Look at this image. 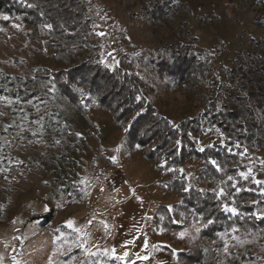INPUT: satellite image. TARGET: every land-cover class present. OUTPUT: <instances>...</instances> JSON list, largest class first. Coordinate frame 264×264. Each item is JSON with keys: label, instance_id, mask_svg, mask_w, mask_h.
<instances>
[{"label": "rangeland", "instance_id": "1", "mask_svg": "<svg viewBox=\"0 0 264 264\" xmlns=\"http://www.w3.org/2000/svg\"><path fill=\"white\" fill-rule=\"evenodd\" d=\"M85 1L105 66L132 59L154 88L151 99L175 124L200 117L199 150L235 140L234 126L220 125L222 117L205 112L213 111L208 101L212 83H227L236 61L253 80H264V0H168L184 9L163 21L143 16L148 0ZM4 16L0 75L9 80L0 79V264H15L13 257L19 264H91L112 249L117 256L128 252L122 264H178L151 234L157 208L179 201V193L165 186V171L143 149L126 148L106 109L91 108L85 117L57 90L48 78L55 66L44 28L20 16ZM176 42L182 53L205 63V78L181 83L158 73L159 62L172 61ZM198 93L205 99L198 100ZM258 94L264 97V81ZM224 103L218 101L217 112ZM250 109L257 118L254 137L235 141L245 156L244 172L264 181V104L250 103ZM200 166L189 158L182 172L190 179ZM68 220L83 230L95 255L75 246L77 234L66 226ZM201 245L199 264H264L263 231L222 232Z\"/></svg>", "mask_w": 264, "mask_h": 264}, {"label": "trees", "instance_id": "2", "mask_svg": "<svg viewBox=\"0 0 264 264\" xmlns=\"http://www.w3.org/2000/svg\"><path fill=\"white\" fill-rule=\"evenodd\" d=\"M29 4L32 7H28ZM147 4L142 7L143 16L160 21L165 16L176 18L179 10L184 9L183 4L168 0H148ZM188 11L193 14V9ZM89 12L85 0H0V14L20 16L48 33L55 66L48 72V78L57 90L85 117L91 108L106 109L124 136L126 148L129 151L143 149L146 157L160 171H165V186L179 193V201L171 207L157 208L152 220L153 238L164 244L161 247L178 264H199L204 257L201 242L206 237L231 232L233 228L238 229L235 231L238 234L264 232V181H257L252 175L247 179L240 175L247 166L242 148L236 145V141L248 142L254 137L257 118L250 103L263 106L264 97L258 92L264 80L260 76L253 80L251 71L236 61L234 68L228 70L227 83H212L208 101L215 112L212 115L213 111L207 110L205 114L213 118L219 115L222 117L220 125L230 124L238 133L236 141L227 138L199 150L196 141L203 132L200 117H186L175 124L151 99L154 88L136 69L132 59L122 58L121 64L114 68L101 62V48L93 42L95 32ZM208 16L207 21H210ZM179 44L171 46L176 49L170 63L157 64L158 73L181 83L189 77L205 78L208 71L205 63L194 54L182 53ZM261 64L262 67L264 63ZM254 66L252 64L251 69ZM8 78L0 75L4 81ZM198 97V100L205 99L202 93H198ZM220 99L225 103L217 112ZM189 158L201 163L190 179L182 172ZM165 163L169 166L167 170ZM221 189L224 194L218 196ZM224 205L235 208L239 215L225 211ZM209 218L213 223L205 227L204 221ZM181 232L186 234L184 238L180 237ZM91 264L122 263L101 255Z\"/></svg>", "mask_w": 264, "mask_h": 264}, {"label": "snow or ice", "instance_id": "3", "mask_svg": "<svg viewBox=\"0 0 264 264\" xmlns=\"http://www.w3.org/2000/svg\"><path fill=\"white\" fill-rule=\"evenodd\" d=\"M28 7H32L31 4L28 5ZM3 19L7 20L8 17L7 16H4ZM48 27H51L50 25ZM99 35H104V33H100ZM118 63V62H117ZM213 164H215L216 162L213 161L212 162ZM240 175L242 177H244L245 179L248 178V174L244 173V172H241ZM232 177H229V180H231ZM259 183V182H257ZM224 193H223V189L220 190L219 193H217L218 196H222ZM224 210L225 211H229V212H232L233 214H236V215H239V213L237 212V210L235 208H229L227 205H224ZM258 218H261V217H258ZM161 219H163V217H161ZM203 219V218H201ZM213 223V221L211 220V218H209L208 220L204 221V226L206 227L207 225ZM75 222L73 220H68L67 223H66V226L70 229H72L73 232H75L77 235L75 236L74 240H73V243L75 244L76 247L78 248H81L83 249L84 253L86 255H95V253H92L90 251V249L87 247V237H86V234H84L83 230L79 227H75L74 226ZM57 231H59V229H57ZM197 231H199V228H197ZM235 231H238V229L236 228H233V232ZM180 237L181 238H184V236L186 235L184 232H181L179 233ZM223 238V237H222ZM131 243V242H129ZM145 246H147V242L145 241ZM60 247H63V245H59L58 246V249ZM71 247V245H69V248ZM224 251L227 253L228 249H227V242H225V248H224ZM106 255H112L115 259L117 260H121V261H124L125 258L128 256V252H124L123 255H120V256H117L116 253H115V249H112L111 250V253H108V252H105ZM53 255H55V253H53ZM144 259H147V257H144ZM13 260L15 261V264H19V261H16L15 260V257H13ZM134 264V262H133Z\"/></svg>", "mask_w": 264, "mask_h": 264}, {"label": "built area", "instance_id": "4", "mask_svg": "<svg viewBox=\"0 0 264 264\" xmlns=\"http://www.w3.org/2000/svg\"><path fill=\"white\" fill-rule=\"evenodd\" d=\"M257 18H259V17H257ZM258 21H259V19H258Z\"/></svg>", "mask_w": 264, "mask_h": 264}]
</instances>
